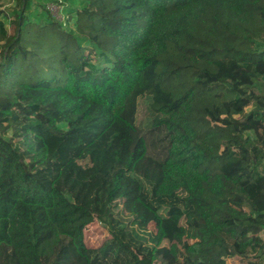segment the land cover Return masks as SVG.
Returning <instances> with one entry per match:
<instances>
[{
	"label": "trees",
	"instance_id": "16d2710c",
	"mask_svg": "<svg viewBox=\"0 0 264 264\" xmlns=\"http://www.w3.org/2000/svg\"><path fill=\"white\" fill-rule=\"evenodd\" d=\"M78 2L0 0V264H264V0Z\"/></svg>",
	"mask_w": 264,
	"mask_h": 264
},
{
	"label": "rangeland",
	"instance_id": "374dc122",
	"mask_svg": "<svg viewBox=\"0 0 264 264\" xmlns=\"http://www.w3.org/2000/svg\"><path fill=\"white\" fill-rule=\"evenodd\" d=\"M59 3L51 2L50 0H32V5L30 10L28 11L29 13L34 10L36 7L37 10H39L37 4L45 5L48 6L50 9L52 15L59 19L63 20L66 19L67 12L71 8L78 6V0H58ZM2 8L4 9V13L6 14L5 16L2 15V19L5 23V27L7 28L8 32H13V25L10 24V20H13L15 17V13L18 11L17 7V0H1ZM73 20H68L65 28H73L72 24ZM256 92H260L264 94V86H260L256 88ZM251 107H247V110H249ZM137 123L140 126H144L146 123V111H145V100L144 98H141L138 103V110H137ZM7 134H10V131H7ZM122 205L121 203L118 206V209H121ZM124 214V213H123ZM149 231H154V226L153 224H150L148 226ZM111 237V234L109 232L108 227L100 222L98 219H94L91 221L89 224H87L84 228V241L88 246L91 247H98L100 246L104 241L109 239ZM243 261V260H242ZM227 264H235V261H232L231 259H226ZM155 264H163L159 260L156 261Z\"/></svg>",
	"mask_w": 264,
	"mask_h": 264
}]
</instances>
